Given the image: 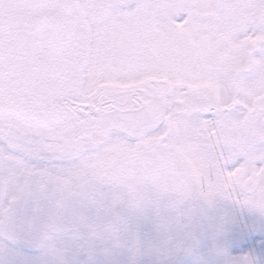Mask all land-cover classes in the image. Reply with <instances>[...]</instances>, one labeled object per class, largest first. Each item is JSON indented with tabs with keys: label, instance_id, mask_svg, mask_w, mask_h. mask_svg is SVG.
I'll return each mask as SVG.
<instances>
[{
	"label": "snow or ice",
	"instance_id": "6c2138e0",
	"mask_svg": "<svg viewBox=\"0 0 264 264\" xmlns=\"http://www.w3.org/2000/svg\"><path fill=\"white\" fill-rule=\"evenodd\" d=\"M25 187L264 264L189 210L264 224V0H0V211L30 213Z\"/></svg>",
	"mask_w": 264,
	"mask_h": 264
},
{
	"label": "flooded vegetation",
	"instance_id": "af4514ba",
	"mask_svg": "<svg viewBox=\"0 0 264 264\" xmlns=\"http://www.w3.org/2000/svg\"><path fill=\"white\" fill-rule=\"evenodd\" d=\"M31 163L34 167L41 166L40 163L39 166L33 162ZM60 182L66 183L63 178H61ZM26 188L23 190L25 191ZM29 192L31 197L27 196L25 199L32 201V211L30 213L13 216L11 214L6 215L0 211V264H84L83 261L79 262L80 256L74 253L76 252L73 251L74 249L69 250V253L66 248H60V251L64 250V254H58L57 250L56 253L53 252V247L51 246V239L53 237L51 227H53V223L50 224V221L48 222L47 219L50 216L52 218L53 209L58 213H62L64 209L63 203L61 204L58 199L59 191L54 189L55 194L52 196L51 203L42 201L31 188ZM20 193L18 194L19 196ZM64 200L66 199L64 198ZM66 203V210L71 213V217L68 220L63 219L62 222L66 223L65 229L68 237L76 243L84 244V230L87 229L88 234L86 238L88 241H94L96 236L99 238L101 246L100 249L97 247V252L106 249L109 244L106 243L103 234L100 231H93L95 227L91 224L95 216L93 217L83 210L73 208L67 200ZM240 212L246 217L245 227L248 231V239L252 241L248 247L242 246V252H251L257 259L264 260V224L250 218L246 212H242L241 210ZM38 214L41 216L39 217ZM174 238L179 240L181 237L175 236ZM191 239L188 242V239L183 238L182 242L174 247L170 253L160 257L158 264H189L195 260L198 252H201L199 255L201 263L208 264L207 257L202 254V251L197 248ZM69 245L71 246L72 244L69 243ZM140 251H144L145 253L148 251L145 244L140 247ZM72 255H74L73 258L75 260L71 258ZM182 256H191L193 259ZM101 261L102 264H117L116 259L110 262L103 259Z\"/></svg>",
	"mask_w": 264,
	"mask_h": 264
},
{
	"label": "rangeland",
	"instance_id": "374dc122",
	"mask_svg": "<svg viewBox=\"0 0 264 264\" xmlns=\"http://www.w3.org/2000/svg\"><path fill=\"white\" fill-rule=\"evenodd\" d=\"M33 163L38 164L39 166V162L33 161ZM29 189L30 188L27 187L25 191L23 190V192L20 193V197L22 199L30 196ZM58 199L61 204L63 203L64 205L62 213H58L55 209H53L52 218L50 216V218L47 219L48 222L50 221V224L53 223V227H51L53 234L51 246L53 247V252L56 253L57 250L58 254H64V250L60 251V248H66L68 251L74 249L73 251H76L74 253L76 255L79 254L80 256L79 262L83 261L84 264H102L97 252V247H94L86 238V235L88 234L87 229L84 230V244L76 243L68 237L65 229L66 223L62 221L63 219L68 220L71 217V213L66 210L67 203L66 200H64V197L58 194ZM162 206H166V201L162 202ZM189 210L197 217L196 227H199L200 224L210 222L214 217L227 215L233 218L236 222L234 225L235 232H238L240 229H247L245 227V215L240 212L239 207H235L230 204L222 203L216 208L210 210L207 215L203 216L199 214V209L196 205L189 206ZM40 216L41 215H39V217ZM128 219L129 222L136 225L137 228L131 225L127 220H120L115 217H95L93 223L91 224L95 227L93 231H100L101 234H103L106 243L113 245L116 250L115 259L117 260V264H158L160 257L170 253L174 247L182 242L183 238L188 239V242H190V236H184L177 240L174 238L176 235L175 233L169 232L164 226L157 228L151 220L137 222L136 218L131 215L128 216ZM235 232L230 231L229 235L231 236L235 234ZM191 241L194 242L193 239H191ZM69 243L72 245L70 246ZM144 244L148 249L146 253L144 251H140V247ZM249 248H251V246H249ZM242 251L243 249L241 247L232 254L239 255ZM200 254L201 252H198V256H196L195 260L189 264H202L199 258ZM73 257L74 255H72L71 258L75 260Z\"/></svg>",
	"mask_w": 264,
	"mask_h": 264
},
{
	"label": "water",
	"instance_id": "95a60500",
	"mask_svg": "<svg viewBox=\"0 0 264 264\" xmlns=\"http://www.w3.org/2000/svg\"><path fill=\"white\" fill-rule=\"evenodd\" d=\"M93 242L95 245H100V241L98 240V238H95ZM101 253H102V257L106 261H111L114 257V249L112 247L107 248L105 251Z\"/></svg>",
	"mask_w": 264,
	"mask_h": 264
}]
</instances>
